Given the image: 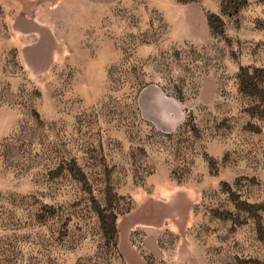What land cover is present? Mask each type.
Listing matches in <instances>:
<instances>
[{
  "label": "rangeland",
  "instance_id": "rangeland-1",
  "mask_svg": "<svg viewBox=\"0 0 264 264\" xmlns=\"http://www.w3.org/2000/svg\"><path fill=\"white\" fill-rule=\"evenodd\" d=\"M0 264H264V0H0Z\"/></svg>",
  "mask_w": 264,
  "mask_h": 264
}]
</instances>
